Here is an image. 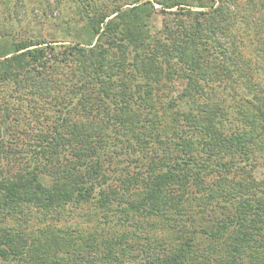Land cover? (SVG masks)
<instances>
[{"label": "trees", "instance_id": "obj_1", "mask_svg": "<svg viewBox=\"0 0 264 264\" xmlns=\"http://www.w3.org/2000/svg\"><path fill=\"white\" fill-rule=\"evenodd\" d=\"M157 1L153 33V3L129 0L94 8L95 43L19 42L0 55L9 97L26 98L0 119V264H264L253 114L231 123L224 106L245 85L237 22L219 0ZM76 204L99 222L27 216ZM136 216L158 218L162 237L138 234Z\"/></svg>", "mask_w": 264, "mask_h": 264}, {"label": "rangeland", "instance_id": "obj_2", "mask_svg": "<svg viewBox=\"0 0 264 264\" xmlns=\"http://www.w3.org/2000/svg\"><path fill=\"white\" fill-rule=\"evenodd\" d=\"M128 1L0 0V55L11 53L13 44L19 42H43L57 45L61 43H82L83 45L90 42L95 43L96 37L92 36L88 22V16L95 12L94 8L105 12L113 9L116 4ZM150 1L153 3V10L156 11L148 22V26L151 28L150 32L153 33L161 27L163 16L159 13L161 9L159 1ZM161 1L165 2L164 0ZM100 3L103 5H98ZM222 3L228 8L227 11L231 18L237 22L231 33L237 42L233 44L236 45L233 51L235 55H233L237 59L238 70L236 72L239 74L241 82L243 81L245 84L244 87L236 88L235 91L238 96L234 101L228 95L224 106H228L233 113V116L231 114L229 117L231 123L236 122L234 117L239 110L242 115L247 114L251 117L253 114L252 127L255 131L252 133L251 141L258 154L256 176L261 177L264 173V126L261 125L260 127V111L256 105L264 112V0L218 1V4ZM192 5L194 6V3ZM177 9V7H171L165 10ZM182 87L184 86H179L176 90H180ZM11 90L14 89L10 84L0 81V119L5 118L8 113H10L11 118V113L15 116V113L18 115L17 112L20 114L25 109L26 98L19 95V93L25 95L24 92L18 90L14 97H9ZM180 106L182 109L188 108L186 104ZM228 107L226 108L228 109ZM40 119L44 122H51L52 117L49 114L48 118L45 119L44 115H41ZM249 129L250 127L247 130L249 131ZM2 135L6 137L7 133L1 130ZM27 216L35 224L34 226L54 223L59 226L63 224L66 227L79 226L80 229L93 227L100 220L98 210L88 204L65 205L59 213L49 214L47 217H38V214L32 211L28 212ZM135 220L138 223H146L136 230L138 234L145 235L148 233L154 237H162L158 218L149 216L139 218L136 216ZM127 230L133 231L132 226L129 225Z\"/></svg>", "mask_w": 264, "mask_h": 264}]
</instances>
